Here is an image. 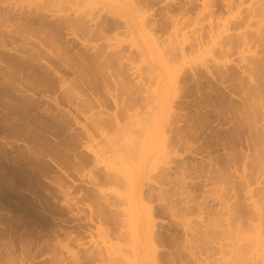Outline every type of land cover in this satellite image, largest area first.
<instances>
[{
  "label": "rangeland",
  "instance_id": "obj_1",
  "mask_svg": "<svg viewBox=\"0 0 264 264\" xmlns=\"http://www.w3.org/2000/svg\"><path fill=\"white\" fill-rule=\"evenodd\" d=\"M0 264H264V0H0Z\"/></svg>",
  "mask_w": 264,
  "mask_h": 264
}]
</instances>
